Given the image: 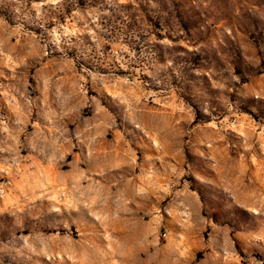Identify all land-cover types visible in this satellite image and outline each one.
Returning a JSON list of instances; mask_svg holds the SVG:
<instances>
[{
  "label": "rangeland",
  "instance_id": "obj_1",
  "mask_svg": "<svg viewBox=\"0 0 264 264\" xmlns=\"http://www.w3.org/2000/svg\"><path fill=\"white\" fill-rule=\"evenodd\" d=\"M0 264H264V0H0Z\"/></svg>",
  "mask_w": 264,
  "mask_h": 264
}]
</instances>
